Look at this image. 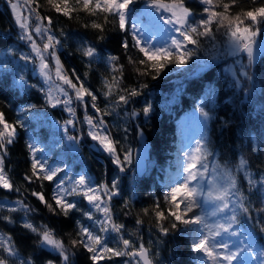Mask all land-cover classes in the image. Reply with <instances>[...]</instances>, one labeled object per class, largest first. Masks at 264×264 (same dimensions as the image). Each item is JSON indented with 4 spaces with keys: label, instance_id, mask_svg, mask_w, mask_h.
<instances>
[{
    "label": "snow or ice",
    "instance_id": "snow-or-ice-1",
    "mask_svg": "<svg viewBox=\"0 0 264 264\" xmlns=\"http://www.w3.org/2000/svg\"><path fill=\"white\" fill-rule=\"evenodd\" d=\"M139 0H45L46 5L58 16L67 19L80 20L79 13L89 17H96L91 21H85L82 27L98 32L97 41L105 39V25L112 22L118 25L121 32L130 34L132 38L131 47L138 50L143 58H133L128 55L130 65H138L133 71L138 80V86H123L124 70L123 64L117 63L119 57L107 56L105 62L110 70V77L102 78L103 96L108 103L101 109L97 103V95L85 86L75 71L71 77L64 70L63 64L58 56V50L62 46V40L53 34L54 21L49 15H41L39 9L43 7L40 0H25L27 4V16H21L17 12L18 2L7 0L12 10L16 25L20 29L18 39L23 41L31 49L30 53H22L19 60L26 64H32L34 70L43 81L39 91L44 96V103L52 108L63 106L64 111L69 114V119L61 125L59 121L54 124L59 131H63L64 139L68 146L78 150L81 136L69 134V128L76 129V109L72 107L75 101L85 109L84 123L88 126L87 136L98 145L99 149L111 159L113 165L120 173L126 171L125 165L132 161V151L122 145L121 140L116 139L109 131V126L104 117L116 112L121 106L124 107V116L135 119L142 114L148 118L152 112L151 102L146 101L145 106L138 112L133 109L127 111L129 104L136 102L143 95V90L149 87L148 83L140 78L150 77L155 81L164 72L165 68L174 64L183 67L198 53L203 52L209 59L217 56H238L246 54L248 64L241 65L240 75L252 77L248 73L256 55V45L260 44V51L264 52V42L258 41V36H264V4L258 7L244 8L234 11L240 6L241 0H196L201 9L199 19L188 7L185 0H143L144 15L154 21V26L161 32L169 33L163 42L156 40L155 35L151 39L144 33L139 24L140 17H134L135 5ZM256 0H252L254 5ZM33 5H35L33 7ZM73 14H76L74 17ZM102 18L103 23L98 22ZM35 20L33 24L32 21ZM46 22V23H45ZM167 26L160 27V24ZM129 25L131 31L129 32ZM61 36L64 35L61 29ZM41 38L38 43L34 35ZM175 35H172V34ZM46 38V39H45ZM155 40V42H152ZM127 55L129 43L127 39L120 45ZM191 46V47H189ZM78 53L86 61V67H91L93 62L103 59L97 48L91 41H84L77 49ZM14 54L9 49L5 58L0 60V68L7 69V56ZM50 58V59H49ZM55 64L54 74L51 64ZM85 78L88 73L85 72ZM75 77V81L72 79ZM17 83L21 86L37 87L28 85L23 75L19 76ZM70 90V91H69ZM90 106L95 116L88 115ZM29 105L27 110L35 108ZM199 116L202 118L201 127L205 128L207 122L213 117L210 111L205 110L203 103L197 105ZM23 111V110H22ZM231 122L222 121V128L230 127ZM23 128V119L19 118L15 123H9L5 114L0 112V189L11 192L19 191L15 187L10 175L5 170V157L8 155V146L12 145L17 138V128ZM127 139L128 128L123 129ZM139 139H143V132L137 129ZM30 153V175L26 173L23 177L28 183L33 179L37 181L55 182L50 202L43 192L32 191L31 195L40 201L53 215L68 217L72 211H79L82 215L98 227V231L86 227L77 221L76 237L67 243L47 225L35 226L29 222L27 216L36 209L16 199L15 206H7V212L15 213L23 211L25 220L21 227L35 234L37 249L47 250L59 258V264H73L72 257L77 247L83 248L89 253L92 264H101L103 261L120 260L122 264H155L151 245L159 243L149 241L146 246L142 239L139 244L125 238L123 235L124 225L117 223L113 218L111 201L113 197L121 195L119 179H114L111 185L101 182L94 185L92 179L85 174L78 177H59L64 172L61 164L52 165L44 156V149L37 147L35 140L27 144ZM253 153L258 149L253 144ZM41 153V156H37ZM215 155L210 149V141L203 133L195 140V146H189L183 152V160L178 164L175 177L170 178L163 194V204L156 198L151 215L154 217V226L159 237H166L170 233L186 230L192 239V253L195 264H247V259L260 258L264 264V248L257 250L250 236L233 243L231 246L225 242L223 235L237 237L235 230L239 224V215L242 213L247 220L252 221L253 228L258 227L259 232L264 234V219L260 218L264 213V175L259 180L254 179L249 171L250 161L245 154H240L236 162L228 159L209 163V157ZM243 173L248 184V191L252 192L259 185L260 202L259 208H254V202L241 190L237 175ZM43 184H41V188ZM71 196H80L90 211H85L78 203L68 199ZM130 199L124 200V207L129 205ZM0 207H4L0 205ZM209 207L211 211L209 212ZM255 210L257 216L253 217ZM144 215H149V209L142 210ZM95 212L102 214L103 219H97ZM212 217H219L222 222H210ZM0 221L14 224L10 215H0ZM141 218L136 219V225L143 224ZM111 245L109 238L111 234ZM219 238V239H218ZM234 249V250H233ZM246 254V255H244ZM158 255V253H157ZM0 264H35L31 255L27 258L21 256L19 249L13 242V238L5 233H0ZM44 264H57L55 260H45Z\"/></svg>",
    "mask_w": 264,
    "mask_h": 264
},
{
    "label": "trees",
    "instance_id": "trees-1",
    "mask_svg": "<svg viewBox=\"0 0 264 264\" xmlns=\"http://www.w3.org/2000/svg\"><path fill=\"white\" fill-rule=\"evenodd\" d=\"M185 2L199 19L203 5L196 0H185ZM40 3L43 5L39 9L41 15L52 17L53 34L62 40L58 56L64 70L70 77L73 71L77 73L85 86L97 95V103L101 109L108 103L102 94L104 91L102 78L110 77V70L105 62L107 56H118L120 59L117 63L125 66L123 86H138V80L133 71V68L138 65H130L127 56L141 59L143 56L137 49L131 47V35L121 32L118 25L112 22V18L105 25V39L97 41L98 32L82 27L85 21L97 19L96 17L79 13L82 19L70 20L51 11L45 0H40ZM262 4L264 0H256L254 5L252 0H241L240 6L234 11H239L240 7H258ZM143 6V0H139L135 5L134 17L141 18ZM9 11L7 0H0V60L5 58L9 49L14 53L7 56V69L0 68V112L5 114V119L9 123H15L18 117L23 119L24 127L17 128V138L12 145L8 146V155L5 157V170L19 191L8 192L0 189V205L4 206L0 207V215H10L15 223L8 224L0 221V233L10 235L21 256L27 258L31 255L35 264H44V261L49 259L59 264L57 255L47 250L37 249L36 235L21 227L25 220L24 212L9 213L7 206H15L13 202L16 199L31 205L36 211L28 214V221L37 227L47 225L66 243L76 237L77 221L84 226L88 223L79 211L70 212L67 218L62 214L53 215L31 195L32 191L43 192L52 202L51 197L55 187V182L33 179L32 183H28L23 179L26 173L30 175L31 160L27 144L35 140L36 146L44 149L43 155L47 156L50 164H61L64 167L61 175L70 174L74 177L85 174L92 179L94 185L101 182L111 185L114 179H119L121 195L113 197L111 201L113 218L117 223L125 226L124 237L137 244L142 239L148 246L149 241L156 242L159 239V243L151 245L155 264H195L191 235L186 230L159 237L154 226V217L151 215L153 205L156 198H159L163 204V194L169 183L166 179L170 181V178L176 176L181 160L179 156L183 143L180 140L181 131L197 128L191 126V117L198 113L197 105L201 103L213 117L207 122L205 128L200 127L201 132L210 141V149L215 153L209 157V160L214 162L228 159L234 163L243 153L250 161L249 171L254 179L259 180L264 175V53L247 70L252 77L251 80L240 75L238 66H235L237 79L226 70V63L234 61V56L228 59L220 56L209 59L203 52L193 56L183 67L168 65L155 81L150 77L140 78L145 80L149 87L143 90V95L138 97L136 102L126 107L128 112L133 109L140 112L145 102L149 101L153 106L149 117L145 118L141 112L135 119H128L124 116L125 106L104 117L112 135L121 140L124 147L132 151L131 163L125 165L124 173H120L107 154L103 153L87 136L88 126L84 123L85 109L75 101L72 107L76 109L77 125L75 130L69 128V134L82 137L78 150H74L73 147L68 146L66 140L61 139L64 133L58 130L54 122L59 121L62 125L69 119V114L64 111L63 106L52 108L44 103V96L39 91L43 82L38 75L34 74V66L19 60L20 54L30 51L29 47L17 38L20 30L13 22ZM73 15L76 16V14ZM98 22L103 23V19L99 18ZM32 23H35L34 19ZM61 29L64 32L63 36H61ZM35 39L38 43L41 40L38 37ZM125 39L130 45L127 55L120 46ZM84 41H91L103 58L93 62L91 67L85 66L86 61L77 51ZM85 72L88 73L87 78H85ZM20 75L25 77L28 85L37 87L27 85L21 87L17 83ZM72 79L75 81V77ZM87 99H89L87 114L95 116L90 106V98ZM29 105L36 107L27 110ZM223 120L230 121V127L222 128ZM124 127L128 128L126 140ZM138 128L143 132L142 140L138 138ZM141 141L145 142L148 148L146 162H144L146 168L139 173L136 152L142 145ZM253 144L258 149L255 153L251 151ZM37 156H41V153H37ZM238 183L245 195L254 202V208H259L261 206L258 200L259 185L249 192L245 179H240ZM41 184H43L42 188ZM129 198H131L129 205L125 208L124 200ZM73 202L78 203L81 209L89 210L82 197H78ZM145 208L149 209V215H144L142 210ZM257 215V212L253 210L252 216ZM259 215L261 219H264V213ZM138 217L144 221L140 226L136 225ZM239 220L258 249L264 248V234L259 232L258 227L253 228L252 221L247 220L242 213L239 215ZM114 237L115 235L112 238ZM74 251L73 264H92L89 253L83 248L77 247ZM120 262V260L103 261L101 264Z\"/></svg>",
    "mask_w": 264,
    "mask_h": 264
},
{
    "label": "rangeland",
    "instance_id": "rangeland-1",
    "mask_svg": "<svg viewBox=\"0 0 264 264\" xmlns=\"http://www.w3.org/2000/svg\"><path fill=\"white\" fill-rule=\"evenodd\" d=\"M13 2H18L19 7L17 8V12L21 16H27L28 15V11H27V7L28 6L25 3V0H13ZM9 9H10L9 12H11V15H12V18H13V22L15 23L12 10H11L10 7H9ZM143 13H144V6L142 7V13L140 15L141 18L139 20V24L143 27L145 35H147L149 37V39H151L152 36L155 35V39L156 40H159L161 42H163L165 39H167L168 36H169V33L159 31L158 28L154 26V21L150 17H148L147 15H144ZM15 25H16V23H15ZM160 27H165L166 28L167 26L162 25V23H161L160 24ZM33 35H34V38L35 37H38V36H35L34 33H33ZM172 35H175V34L173 33ZM38 38H40V37H38ZM257 40L264 42V36H258L257 37ZM152 42H155V40H153ZM26 46H27V44H26ZM29 51L31 52V49L30 48H29ZM263 53L264 52H261L260 51V44L258 43L256 45L255 60L253 61L252 65L255 64L254 62H256L257 59L259 58V56L262 55ZM242 54L243 53H241L238 56H234L235 57V60L234 61H229L225 65L226 70H228L236 79L238 78V76H237L236 71H235V66H238L239 67V70L241 72L242 71L241 65H245L246 66L248 64V59H247L246 54H243L244 56H242ZM229 57L230 56H227V57H224V58L225 59H228ZM51 67L53 69V74H54L55 64L52 63L51 64ZM34 74L38 75L36 73V71H35ZM38 77H39V75H38ZM40 80L42 81L41 78H40ZM191 119H192L191 126L192 127H197V128L196 129L193 128V129H190L188 131H186V130L181 131V134H180L181 139L180 140H182L183 143H182L181 150L179 151V156H180V159H181L180 161L183 160V152L184 151H187L188 148H189V146L194 147L195 146V140L198 139L200 137V135L202 134V132L200 130L202 118L199 116V112L196 113L195 115H193L191 117ZM187 140H188V142H187ZM141 142H142V145L139 147V149L136 152V165H137V169H138V172L139 173H142L145 170V168H146V165H145L144 162H146V158H147V152L146 151H147V148H148V146H147V144L145 142H143V141H141ZM209 163L211 164L212 161L209 160ZM65 176L66 175H61L59 173V177H65ZM67 176H71V175L70 174H67ZM71 177H73V176H71ZM74 177H78V176H74ZM241 177L243 179H245L243 173H240V174L237 175V180L239 181L240 179H242ZM166 182H169V180L166 179ZM78 197H80V196H71V197H68V199L71 200V201H74V200L78 199ZM87 208L89 209L88 211L91 210L89 206ZM208 210H209V212L211 211L210 207H209ZM94 215H95V217L97 219H101V220L103 219L102 214L99 213V212H95ZM238 215H240V214H238ZM87 222H88L87 225H85L86 227H89V228H92V229L98 231V227L94 225V222L93 221L87 220ZM210 222H222V221L220 220L219 217H212L211 220H210ZM235 230H237L238 233H239L237 237H231L230 238L226 234H222L225 242H228L230 244V246L233 243H235V242H238L240 240H243L245 238V236H248L247 232L241 226L240 220H239V224H238V226H236ZM113 235H115V234L114 233L111 234L110 235V238H109L110 245H111V242H112ZM254 245H255V243H254ZM255 248L257 250H259L256 245H255ZM244 255H246V254H244ZM118 264H122V262H120ZM234 264H235V262H234ZM247 264H261L259 256H257V259H255V260L251 259V257L249 256L248 259H247Z\"/></svg>",
    "mask_w": 264,
    "mask_h": 264
},
{
    "label": "built area",
    "instance_id": "built-area-1",
    "mask_svg": "<svg viewBox=\"0 0 264 264\" xmlns=\"http://www.w3.org/2000/svg\"><path fill=\"white\" fill-rule=\"evenodd\" d=\"M28 46V45H27Z\"/></svg>",
    "mask_w": 264,
    "mask_h": 264
}]
</instances>
